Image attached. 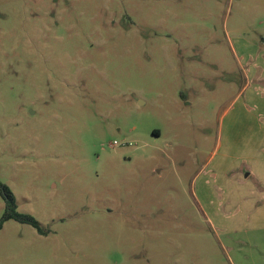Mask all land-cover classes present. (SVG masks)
<instances>
[{
  "label": "rangeland",
  "instance_id": "374dc122",
  "mask_svg": "<svg viewBox=\"0 0 264 264\" xmlns=\"http://www.w3.org/2000/svg\"><path fill=\"white\" fill-rule=\"evenodd\" d=\"M263 164L264 0H0V264H264Z\"/></svg>",
  "mask_w": 264,
  "mask_h": 264
},
{
  "label": "trees",
  "instance_id": "16d2710c",
  "mask_svg": "<svg viewBox=\"0 0 264 264\" xmlns=\"http://www.w3.org/2000/svg\"><path fill=\"white\" fill-rule=\"evenodd\" d=\"M0 194L6 202L4 214L0 218V229H2L5 221L14 219L18 222L32 225L40 234L45 235L48 233V230H45L35 217L27 213H22L18 210L14 192L7 184L2 181H0Z\"/></svg>",
  "mask_w": 264,
  "mask_h": 264
},
{
  "label": "built area",
  "instance_id": "2783aa9c",
  "mask_svg": "<svg viewBox=\"0 0 264 264\" xmlns=\"http://www.w3.org/2000/svg\"><path fill=\"white\" fill-rule=\"evenodd\" d=\"M117 144V141H115L114 143L110 144V146H114Z\"/></svg>",
  "mask_w": 264,
  "mask_h": 264
},
{
  "label": "crops",
  "instance_id": "0c3cea01",
  "mask_svg": "<svg viewBox=\"0 0 264 264\" xmlns=\"http://www.w3.org/2000/svg\"><path fill=\"white\" fill-rule=\"evenodd\" d=\"M263 167H264V164H263ZM251 174V173H250ZM264 176V175H263ZM246 177V176H245Z\"/></svg>",
  "mask_w": 264,
  "mask_h": 264
},
{
  "label": "water",
  "instance_id": "95a60500",
  "mask_svg": "<svg viewBox=\"0 0 264 264\" xmlns=\"http://www.w3.org/2000/svg\"><path fill=\"white\" fill-rule=\"evenodd\" d=\"M246 176H248V173H246Z\"/></svg>",
  "mask_w": 264,
  "mask_h": 264
}]
</instances>
